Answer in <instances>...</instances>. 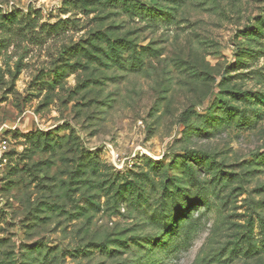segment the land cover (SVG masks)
Wrapping results in <instances>:
<instances>
[{
	"label": "rangeland",
	"instance_id": "1",
	"mask_svg": "<svg viewBox=\"0 0 264 264\" xmlns=\"http://www.w3.org/2000/svg\"><path fill=\"white\" fill-rule=\"evenodd\" d=\"M263 162L264 0H0V264H264Z\"/></svg>",
	"mask_w": 264,
	"mask_h": 264
},
{
	"label": "trees",
	"instance_id": "2",
	"mask_svg": "<svg viewBox=\"0 0 264 264\" xmlns=\"http://www.w3.org/2000/svg\"><path fill=\"white\" fill-rule=\"evenodd\" d=\"M130 6H133V7H136L137 9H145V16L146 15H149V16H154V14L157 13L158 9L152 7V6H149V5H145L143 6L142 3L140 2H133L132 5L128 4V10L130 9ZM164 12H162V15H163ZM166 14V13H165ZM166 17L168 15H165ZM245 93H237V96L239 97H245ZM223 105L226 106V101L223 102ZM235 114V113H234ZM186 117H188L186 114H184V116L182 117V119L184 121H186ZM264 164V162H263ZM176 186L175 184H166V188L169 189V187H172V186ZM181 188L177 187V191H169L170 195H172V197L176 196L179 198V195H178V191H180ZM182 192V191H181ZM183 193V200H182V204L177 208V210H182L181 208H184V209H188L189 206H192L194 207L195 206V210H196V206L199 202H204L205 204L208 203V196H207V192L206 191H199V192H196L195 194H190L189 193ZM190 194V195H189ZM172 215V213L170 214ZM179 215H181V218L185 217L183 215V213H179ZM183 215V216H182ZM169 217V215H168ZM254 234H259L260 236H263L264 234V225L260 226V228L258 229L257 233H255L253 230L249 231V233H247L246 235V240L249 241L251 239V237L254 235ZM264 241V240H263ZM263 252H264V245H262V249H261ZM256 250L255 249H252L250 246L247 247V249L245 251H243V254L244 255H251V256H254V254H256Z\"/></svg>",
	"mask_w": 264,
	"mask_h": 264
}]
</instances>
